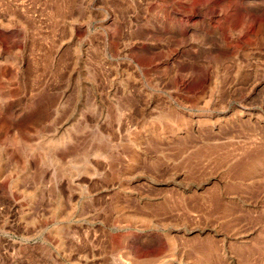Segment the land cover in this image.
<instances>
[{"label": "rangeland", "instance_id": "obj_1", "mask_svg": "<svg viewBox=\"0 0 264 264\" xmlns=\"http://www.w3.org/2000/svg\"><path fill=\"white\" fill-rule=\"evenodd\" d=\"M22 6L0 0V264H264V0Z\"/></svg>", "mask_w": 264, "mask_h": 264}, {"label": "built area", "instance_id": "obj_2", "mask_svg": "<svg viewBox=\"0 0 264 264\" xmlns=\"http://www.w3.org/2000/svg\"><path fill=\"white\" fill-rule=\"evenodd\" d=\"M9 2V6L11 7H15V8H23L22 3H24V0H8ZM22 10V9H21ZM4 28L3 26L0 25V29ZM13 27H10L8 29H11ZM16 29H18L21 33V41H20V48H16L13 52L18 55V57H13L16 61H19L21 59V57H25V55L28 54L29 52V46H30V39H29V34L28 32L24 29V27H17ZM44 49H45V44L42 42L41 46L37 47L36 49L34 48V53L36 54V56L38 57H42V55L44 54Z\"/></svg>", "mask_w": 264, "mask_h": 264}, {"label": "bare ground", "instance_id": "obj_3", "mask_svg": "<svg viewBox=\"0 0 264 264\" xmlns=\"http://www.w3.org/2000/svg\"><path fill=\"white\" fill-rule=\"evenodd\" d=\"M167 118V117H166ZM159 120V119H158ZM160 121V120H159ZM165 121H166V119H165ZM131 160H133V159H131ZM263 160V159H262ZM253 169V168H252ZM52 213L53 214H56V213H58V214H62V213H64V217H62L63 219H66L67 217H68V213H65L64 211H63V207L61 206V204L60 203H58L54 208H53V210H52ZM62 219V220H63ZM125 219L128 221V222H133L134 224L135 223H140V224H144V223H147V219H145V218H141V217H136V216H125ZM150 221V220H149ZM33 223H34V221L32 220V221H30L28 224H32L33 225ZM148 224H150V223H148ZM130 227H132V226H130ZM53 231H54V233H56V234H59V228L58 227H54L53 228ZM171 238V237H170ZM171 241V240H170ZM173 242V241H172ZM200 243V242H199ZM60 244H61V242H60ZM61 245H63V243L61 244ZM189 246V245H188ZM173 247H174V243H173ZM196 261H198V262H196V263H194V264H201V262H199V261H201L200 259H198V260H196ZM203 261V260H202Z\"/></svg>", "mask_w": 264, "mask_h": 264}]
</instances>
